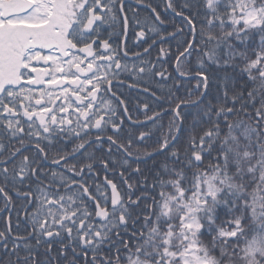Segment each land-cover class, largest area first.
Returning a JSON list of instances; mask_svg holds the SVG:
<instances>
[{"label": "snow or ice", "instance_id": "1", "mask_svg": "<svg viewBox=\"0 0 264 264\" xmlns=\"http://www.w3.org/2000/svg\"><path fill=\"white\" fill-rule=\"evenodd\" d=\"M0 264H264V0H0Z\"/></svg>", "mask_w": 264, "mask_h": 264}, {"label": "trees", "instance_id": "2", "mask_svg": "<svg viewBox=\"0 0 264 264\" xmlns=\"http://www.w3.org/2000/svg\"><path fill=\"white\" fill-rule=\"evenodd\" d=\"M133 41H134V37H133ZM157 48H159V45H157ZM153 55H155V53H153ZM169 83H171L169 81ZM124 93L126 97H130V107L135 108V106L137 104H143L145 102L146 99H148L147 97H144V95L142 93H138L136 91H129L126 87L124 88ZM151 113H149L150 115ZM133 119L134 120H142L143 119V114H137L135 112H133ZM103 177V174H101V178Z\"/></svg>", "mask_w": 264, "mask_h": 264}, {"label": "flooded vegetation", "instance_id": "3", "mask_svg": "<svg viewBox=\"0 0 264 264\" xmlns=\"http://www.w3.org/2000/svg\"><path fill=\"white\" fill-rule=\"evenodd\" d=\"M133 37H134V32L130 34L129 36V44L131 45L133 43ZM134 49V48H133ZM132 49V50H133Z\"/></svg>", "mask_w": 264, "mask_h": 264}, {"label": "bare ground", "instance_id": "4", "mask_svg": "<svg viewBox=\"0 0 264 264\" xmlns=\"http://www.w3.org/2000/svg\"><path fill=\"white\" fill-rule=\"evenodd\" d=\"M170 30V29H169Z\"/></svg>", "mask_w": 264, "mask_h": 264}]
</instances>
